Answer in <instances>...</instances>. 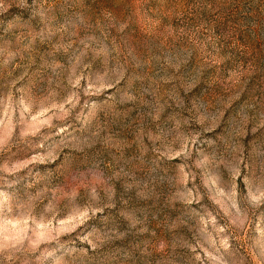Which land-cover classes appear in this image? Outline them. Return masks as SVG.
Here are the masks:
<instances>
[{"label":"rangeland","instance_id":"1","mask_svg":"<svg viewBox=\"0 0 264 264\" xmlns=\"http://www.w3.org/2000/svg\"><path fill=\"white\" fill-rule=\"evenodd\" d=\"M0 264H264V0H0Z\"/></svg>","mask_w":264,"mask_h":264}]
</instances>
